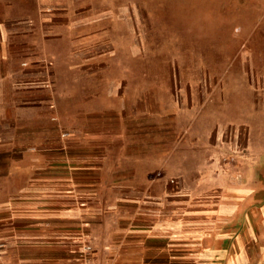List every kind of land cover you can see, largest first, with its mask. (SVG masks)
Wrapping results in <instances>:
<instances>
[{
    "label": "rangeland",
    "instance_id": "1",
    "mask_svg": "<svg viewBox=\"0 0 264 264\" xmlns=\"http://www.w3.org/2000/svg\"><path fill=\"white\" fill-rule=\"evenodd\" d=\"M259 5L0 0L25 69L0 93V201L29 195L48 230L34 258L264 264ZM167 199L205 210L185 247L147 216Z\"/></svg>",
    "mask_w": 264,
    "mask_h": 264
},
{
    "label": "crops",
    "instance_id": "2",
    "mask_svg": "<svg viewBox=\"0 0 264 264\" xmlns=\"http://www.w3.org/2000/svg\"><path fill=\"white\" fill-rule=\"evenodd\" d=\"M241 1L261 3L259 8L264 9L262 6L264 0ZM18 26L21 25L13 16L0 20V93L5 90L4 83L9 82L13 76L25 73V69L21 68L22 54L19 53L18 46V34L22 33V30L19 31ZM2 71H5V78L2 77ZM186 195L180 198L179 204L181 200L185 201ZM195 200L197 202V199ZM29 201L28 194L16 195L4 203L0 201V264H50L47 257L34 258V244L43 246V236L47 235L48 230L41 227L38 231L34 228V225H40L41 222L34 218ZM175 203L167 199L163 203L160 201L153 203L152 208L148 205L147 216L153 218V230L169 241L168 246L185 247L193 227L205 225L202 218V221L195 219L197 213L205 212V210H202L200 205L195 206L194 210L182 209ZM172 232H182V234L176 239ZM120 251L129 253L131 246L123 245Z\"/></svg>",
    "mask_w": 264,
    "mask_h": 264
},
{
    "label": "built area",
    "instance_id": "3",
    "mask_svg": "<svg viewBox=\"0 0 264 264\" xmlns=\"http://www.w3.org/2000/svg\"><path fill=\"white\" fill-rule=\"evenodd\" d=\"M91 251V246H86V252H90ZM105 264H108V263H105Z\"/></svg>",
    "mask_w": 264,
    "mask_h": 264
}]
</instances>
